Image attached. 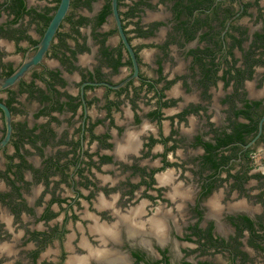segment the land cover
Masks as SVG:
<instances>
[{
    "label": "flooded vegetation",
    "instance_id": "flooded-vegetation-1",
    "mask_svg": "<svg viewBox=\"0 0 264 264\" xmlns=\"http://www.w3.org/2000/svg\"><path fill=\"white\" fill-rule=\"evenodd\" d=\"M59 2L0 0V77ZM172 2L162 40L148 12ZM118 9L138 76L112 1L71 0L42 61L0 90V264H264V0ZM128 126L140 143L122 155Z\"/></svg>",
    "mask_w": 264,
    "mask_h": 264
},
{
    "label": "water",
    "instance_id": "water-1",
    "mask_svg": "<svg viewBox=\"0 0 264 264\" xmlns=\"http://www.w3.org/2000/svg\"><path fill=\"white\" fill-rule=\"evenodd\" d=\"M112 1V13L117 23L118 31L120 33L121 39L123 43L126 45L133 61L134 65V74L133 77L138 76V61L136 59L135 53L133 48L131 47L127 36L124 32L122 21L119 14L118 9V0H111ZM71 6V0H60L58 7L41 38V40L36 45V51L33 55L26 57L22 64L7 77H0V90L6 89L15 83H17L31 68L39 64L44 56L46 55L47 51L49 50L51 43L61 25L63 20L66 18L69 9ZM96 84H106L108 83H96ZM113 87L112 85H109ZM120 86V85H119ZM0 108L3 109L5 113V123H6V134L4 138L0 141V149L5 147L6 144L9 142L11 134H12V124H11V114L10 110L6 104L0 102ZM264 121V117L260 122V131L262 130V124Z\"/></svg>",
    "mask_w": 264,
    "mask_h": 264
},
{
    "label": "crops",
    "instance_id": "crops-1",
    "mask_svg": "<svg viewBox=\"0 0 264 264\" xmlns=\"http://www.w3.org/2000/svg\"><path fill=\"white\" fill-rule=\"evenodd\" d=\"M185 5V4H184ZM183 5V3H181L179 6H180V9H176V7H174L173 8V12H176V13H182V15H181V19H183V20H187L188 19V9L187 8H185V7H187V6H184ZM168 6L170 7V6H173V2H172V4H168V3H166L165 4V6H163V5H161V6H159V8H158V10L159 11H157V13H153V11H149L148 12V15H150V17L151 18H153V17H155V18H157L158 20H164L165 21V19H167V18H172L173 17V14H172V9H168ZM172 8V7H171ZM174 10H176V11H174ZM175 27L174 26V24L172 25H167V22L165 21L164 22V26H162L161 27V29H160V35H159V37L162 39V40H165V38H167V32H169V31H171V30H173V27ZM177 29V28H176ZM151 49V48H150ZM153 53H155V49H151L150 51H149V53H147V54H151V55H153ZM93 60V57L91 56V55H89V54H87V53H85V54H83L82 56H81V62L83 63V64H85V65H88L91 61ZM48 64H50V66L54 69L55 67H59V66H61L60 65V63H59V61L58 60H56L55 58L54 59H52L51 61H48ZM62 67V66H61ZM180 67H181V65L180 64H178V66H177V68L175 69V70H179L180 69ZM66 76H67V74H66ZM100 93H99V96L102 98V93H103V91L100 89ZM103 99V98H102ZM104 100V99H103ZM103 100H101L100 102H99V104L100 105H102L103 103H104V101ZM103 113V111L101 112V114ZM122 114H124L125 116H126V114L127 115H132L133 114V112H132V109H131V107L128 105V104H126V106H124V111L121 113V114H119V115H117V122H118V124H120V122H121V118H119ZM134 128H137L136 126H133V127H131V126H128L127 127V131H126V134H124L120 139H118L117 138V141H116V144L118 145V150H119V153H121L122 155L125 153V152H129V150H131V146L133 145V144H135V143H140V138H139V135H138V133L140 132V130L139 129H134ZM140 145V144H139ZM10 151H12V149L10 150ZM39 160L40 159H37L36 160V162L38 163L39 162ZM4 186V182L2 181V180H0V188L1 187H3ZM35 190V189H34Z\"/></svg>",
    "mask_w": 264,
    "mask_h": 264
},
{
    "label": "rangeland",
    "instance_id": "rangeland-1",
    "mask_svg": "<svg viewBox=\"0 0 264 264\" xmlns=\"http://www.w3.org/2000/svg\"><path fill=\"white\" fill-rule=\"evenodd\" d=\"M262 158L261 160L257 158V163H255L256 166H261V167H264V152H262L261 154H259ZM259 156V157H260ZM254 205H257V204H254Z\"/></svg>",
    "mask_w": 264,
    "mask_h": 264
},
{
    "label": "trees",
    "instance_id": "trees-1",
    "mask_svg": "<svg viewBox=\"0 0 264 264\" xmlns=\"http://www.w3.org/2000/svg\"><path fill=\"white\" fill-rule=\"evenodd\" d=\"M107 11L103 12L100 16V21H104Z\"/></svg>",
    "mask_w": 264,
    "mask_h": 264
},
{
    "label": "bare ground",
    "instance_id": "bare-ground-1",
    "mask_svg": "<svg viewBox=\"0 0 264 264\" xmlns=\"http://www.w3.org/2000/svg\"><path fill=\"white\" fill-rule=\"evenodd\" d=\"M104 230V229H103ZM107 257V256H106ZM110 257V256H109Z\"/></svg>",
    "mask_w": 264,
    "mask_h": 264
}]
</instances>
